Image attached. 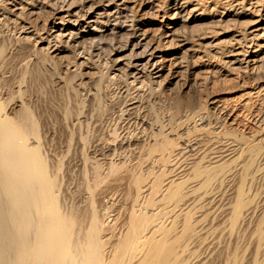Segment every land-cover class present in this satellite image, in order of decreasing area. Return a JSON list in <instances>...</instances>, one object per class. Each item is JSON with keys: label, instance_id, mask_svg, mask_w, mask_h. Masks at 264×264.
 Here are the masks:
<instances>
[{"label": "rangeland", "instance_id": "374dc122", "mask_svg": "<svg viewBox=\"0 0 264 264\" xmlns=\"http://www.w3.org/2000/svg\"><path fill=\"white\" fill-rule=\"evenodd\" d=\"M61 1L20 0L26 7L23 17L38 31L45 30ZM248 18L241 15L233 22L241 24ZM127 24H131L129 20ZM203 27L202 24L182 27L180 32L195 35ZM19 28L20 24L8 21L0 28V112L9 120L23 122L29 146L38 148L56 182L58 202L65 201L74 208L72 211H79L75 213L80 218H89L92 211L101 229L115 230L133 206L137 207L135 210L140 208L137 211L143 217L159 220L163 216L159 206L168 199L167 195L175 191L176 197L185 196L189 189L186 198L197 199L196 207H188L180 217L165 215V224L157 233L167 232L176 252L175 262L264 264V239L259 236L264 228V172L259 176L226 177L213 190L217 192L213 199L208 196L198 199L219 171L231 167L243 156L231 158L229 153L222 158L218 155L221 152L218 146L211 150L213 155L204 154L196 164L189 162L195 159L196 149L200 152L199 146L211 145L226 133L248 136L251 128L260 126L252 112L246 113L248 120L244 119L239 128L230 129L210 108L207 99L228 93L235 83L229 81L225 71L213 77L189 71L177 81L161 79L155 83L145 78L141 88L132 89L121 77L112 76L116 59L128 53L120 51L124 34L110 35L103 42L86 40L80 52L82 56H76L69 49L57 52L48 42L31 36L24 39ZM200 104L204 105V111L199 108ZM257 111L254 114H259ZM260 132L262 136L258 135V140L259 136L264 137V131ZM152 138L170 139L178 146L195 145L196 152L177 155L179 159L173 157L181 163L189 162L188 171L181 173L170 168L173 158L171 161L168 158L167 165L163 162L162 166L147 162L145 149ZM261 139L260 142L264 138ZM218 158L222 164L211 167L218 164ZM197 168H206L209 172L204 180L193 182ZM135 176L155 185L170 178L178 183L163 194L136 195ZM237 192L253 207L243 222L231 213ZM221 204L229 205V209L219 212Z\"/></svg>", "mask_w": 264, "mask_h": 264}, {"label": "bare ground", "instance_id": "6f19581e", "mask_svg": "<svg viewBox=\"0 0 264 264\" xmlns=\"http://www.w3.org/2000/svg\"><path fill=\"white\" fill-rule=\"evenodd\" d=\"M24 5L20 0H0V28L6 21L20 24L25 35L22 38L46 41L57 52L69 49L79 56L86 40L101 42L110 35L124 34L120 51L128 53L116 59L112 76L121 77L132 89L141 88L145 78L155 83L161 79L177 81L189 71L210 76L225 71L229 81L235 83H231L228 93L209 97L210 108L230 129H236L245 115L259 109L253 117L260 126L249 128L248 136L226 133L211 145L199 146V155L192 152L195 159L190 160L191 156L189 162L195 164L204 154L213 155L211 150L218 146L222 158L229 153L231 158L243 156L219 171L198 199H213L217 193L213 190L226 177L263 174L264 137L260 138V131H264V0H63L53 10L49 27L41 31L23 17ZM241 15H248V20L233 22ZM128 20L131 24H127ZM200 24L204 29L198 34L186 36L180 32L182 27ZM199 106L204 109V105ZM26 116L32 123L28 113ZM27 141L23 122L9 120L0 112V264H178L167 232L157 233L165 224V215L180 217L188 207H196L197 199L186 198L189 189L185 196L176 197L175 191L167 195L168 199L159 206L163 214L159 220L143 217L137 211L140 208L135 210L133 206L119 219L115 230L101 229L92 211L89 218H80L65 201L58 202L56 182L45 160L38 148ZM149 141L145 159L151 165L162 166L168 158L171 161L195 149V145L178 146L170 139ZM174 158L168 164L170 168L188 171L189 162ZM221 160L218 158V164L211 167L221 165ZM208 172L206 168L195 169L193 182L204 180ZM133 179L136 195L163 194L178 183L171 178L157 185L141 181L138 176ZM242 197L237 192L231 209L232 216L240 222L253 209ZM228 209L227 204L218 206L219 212ZM262 229L259 236L264 239Z\"/></svg>", "mask_w": 264, "mask_h": 264}]
</instances>
